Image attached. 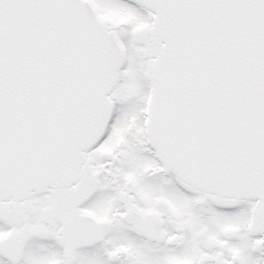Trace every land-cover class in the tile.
I'll return each instance as SVG.
<instances>
[{
  "label": "snow or ice",
  "instance_id": "snow-or-ice-1",
  "mask_svg": "<svg viewBox=\"0 0 264 264\" xmlns=\"http://www.w3.org/2000/svg\"><path fill=\"white\" fill-rule=\"evenodd\" d=\"M0 264H264V0H0Z\"/></svg>",
  "mask_w": 264,
  "mask_h": 264
}]
</instances>
